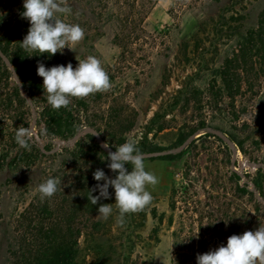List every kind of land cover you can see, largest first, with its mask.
I'll return each instance as SVG.
<instances>
[{"label": "rangeland", "instance_id": "1", "mask_svg": "<svg viewBox=\"0 0 264 264\" xmlns=\"http://www.w3.org/2000/svg\"><path fill=\"white\" fill-rule=\"evenodd\" d=\"M59 2L72 14L57 18L78 24L83 39L54 54L57 61H37L28 51L23 73L36 83L25 88L35 100L25 92V103L0 110V264H15L14 253L24 260L51 240L72 245L75 264H172L175 240L193 237L207 253L237 230L264 227V170L245 164H264V67L252 34L264 0H158L150 9L148 0ZM23 10V0H0L8 54L30 27ZM88 56L100 61L111 88L62 107L74 135L83 133L76 141L43 135L52 125L37 64L75 68ZM5 82L0 74V90ZM19 127L29 132V148L15 141ZM88 128L106 153L133 138L141 154L163 152L143 159L158 178L146 186L152 201L125 214L122 225L114 204L107 220L85 213L79 183L86 188L97 169L116 175ZM49 178L61 182L58 191L41 199L38 186ZM108 192L112 204L114 189Z\"/></svg>", "mask_w": 264, "mask_h": 264}, {"label": "clouds", "instance_id": "2", "mask_svg": "<svg viewBox=\"0 0 264 264\" xmlns=\"http://www.w3.org/2000/svg\"><path fill=\"white\" fill-rule=\"evenodd\" d=\"M23 9L21 16L30 25L20 42L26 51L39 55L47 53L51 57L62 53L65 47L71 49L67 45H75L84 37V31L78 24L65 23L57 18L59 15L72 14V8L59 0H23ZM36 73L42 78L47 103L57 110L67 108L70 98H84L111 88L107 73L94 56L78 61L75 68L71 63L49 68L38 63ZM16 81L18 84V79ZM28 136V130L19 127L15 133V141L20 147L29 148ZM137 144L135 138L129 139L115 148L114 152L108 153L107 167L116 173L115 178L110 179L101 169L93 172V179L98 183L89 190L90 202L96 205L101 198L108 199V189L111 186L114 189L115 202L101 204L97 213L107 220L113 213L114 204L118 210V225L124 223L125 214L135 213L150 204L153 197L146 190V186H155L158 183V178L145 170L143 155ZM60 183L56 178H49L41 183L38 186L41 199L52 197L58 191ZM97 190L99 194L93 196L92 192ZM258 261L259 264H264V227L245 231L240 235L234 234L227 238L226 245L196 256V264H257Z\"/></svg>", "mask_w": 264, "mask_h": 264}, {"label": "trees", "instance_id": "3", "mask_svg": "<svg viewBox=\"0 0 264 264\" xmlns=\"http://www.w3.org/2000/svg\"><path fill=\"white\" fill-rule=\"evenodd\" d=\"M158 0H148V9L153 7L155 3ZM259 22L256 26V30L254 31V37H255V44L257 45V53H260V60H261V66L264 67V10L259 16ZM26 20V19H25ZM26 22H28L26 20ZM25 26V25H24ZM26 27V26H25ZM12 39V37H10ZM23 40V39H22ZM20 39L17 41L16 46L12 49V52L6 49H3L2 47V36H0V52L5 56L7 61L12 65L16 72V76L20 80L21 86L27 92V97L31 100V102H34V98L29 91H26V83L29 82L32 85H35L36 83V78L35 77H30L29 79V74L25 75L23 73L26 68L24 64L26 65L27 62L24 60L27 57L28 51H26L20 44L22 42ZM253 42V40H245L244 44L247 45L248 49L250 48V44ZM245 50L241 49L239 50L240 53V59L243 60V57L245 55ZM36 55H33L32 58H34L37 61H57L56 58L47 56V53L39 55V53L34 52ZM247 53V52H246ZM39 55V56H37ZM27 59V58H26ZM235 60L236 57H235ZM0 74H2L5 77V84H2L1 90H0V110L1 109H10L11 105L13 102H18V103H25L26 98L23 97L16 85L15 82L10 83V80L13 79L10 71L8 70L5 62H3V59L0 57ZM31 76V75H30ZM38 83V82H37ZM8 90V91H7ZM46 112V114H49V120L51 121L50 128L47 127L43 130V135L45 136H55L61 139H65L69 136H73L75 134V130L72 129L71 125L69 124V115H63V112L65 109L60 108V109H53L51 108L50 105H48V108H43ZM19 122V121H18ZM0 134L1 131H0ZM94 147L102 155L104 158H107L108 153H106L103 149L100 148L98 144H94ZM98 165L94 164L93 162L91 163V166ZM92 173V171H91ZM86 188L85 184L79 183L82 195V201L85 204L84 210L85 213H96L98 207L101 204H106L105 199L101 198L98 200L96 205L91 204L90 202V194L89 190L93 189L95 185L97 184V181L93 179V173L91 174V178L86 179ZM83 189V190H82ZM98 190L93 191L92 195L97 196ZM98 224L94 223L92 229L96 230L98 228ZM247 231V230H245ZM243 231V233L245 232ZM240 230H237L235 235H239ZM176 237V236H175ZM192 239L193 237H188L186 238L183 242H178L175 240L174 247L176 253L174 254V258L172 260V264H196V256L198 254H204L206 253L203 250L201 251L202 247L201 245L197 247V249L200 251H197L195 248L196 246H193L192 244ZM46 247L44 249H40L36 252V254H30V252H27V258L22 260L23 255L16 256V253L13 254L15 256V264H75V254L72 248V245H70L67 242L64 241H59L57 242L56 240H51L46 243ZM177 248V249H176ZM179 248V249H178ZM19 260V261H18ZM18 261V262H17Z\"/></svg>", "mask_w": 264, "mask_h": 264}, {"label": "water", "instance_id": "4", "mask_svg": "<svg viewBox=\"0 0 264 264\" xmlns=\"http://www.w3.org/2000/svg\"><path fill=\"white\" fill-rule=\"evenodd\" d=\"M1 57H2L3 61L5 62L8 70L10 71V73H11V75H12V77H13V79H14V81H15V83H16V85H17V87H18V89H19V91L21 93V95L26 98L25 91L22 88L19 80H18V84H17L16 79H18V78L16 76V72H15L14 68L12 67V65L3 56H1ZM85 132L90 133L95 138L97 144L100 146L101 149H103V150L105 149L104 145L99 140V138L97 136V133L93 129H90V128L85 129ZM82 135H83L82 132L77 133L76 135H74L72 137V141H76ZM142 155H143V159H144V158H151V157H154V156H161V155H163V152L143 153ZM236 160H237V152L235 150H233V151H231V162H230V168H231V170L233 172H236L235 171ZM245 164H246L247 167H250V168H255V169L263 168V170H264V164H262V163H253V162L249 161V162H246ZM253 192L257 196V200L259 201L260 197H259L257 191L254 190Z\"/></svg>", "mask_w": 264, "mask_h": 264}]
</instances>
